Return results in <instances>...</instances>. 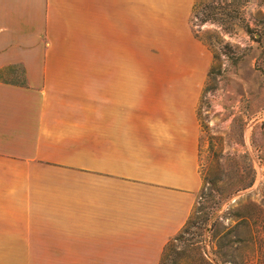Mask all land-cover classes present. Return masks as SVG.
<instances>
[{"label":"crops","instance_id":"obj_1","mask_svg":"<svg viewBox=\"0 0 264 264\" xmlns=\"http://www.w3.org/2000/svg\"><path fill=\"white\" fill-rule=\"evenodd\" d=\"M188 0H0V264H161L203 187ZM184 50V51H183Z\"/></svg>","mask_w":264,"mask_h":264},{"label":"rangeland","instance_id":"obj_2","mask_svg":"<svg viewBox=\"0 0 264 264\" xmlns=\"http://www.w3.org/2000/svg\"><path fill=\"white\" fill-rule=\"evenodd\" d=\"M186 52L138 61L198 85L203 187L161 264H264V0H188ZM184 51V50H183ZM0 78L21 83V68Z\"/></svg>","mask_w":264,"mask_h":264}]
</instances>
